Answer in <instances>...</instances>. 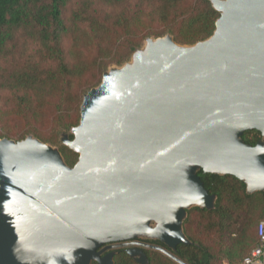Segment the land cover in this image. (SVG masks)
I'll return each instance as SVG.
<instances>
[{
    "label": "water",
    "instance_id": "95a60500",
    "mask_svg": "<svg viewBox=\"0 0 264 264\" xmlns=\"http://www.w3.org/2000/svg\"><path fill=\"white\" fill-rule=\"evenodd\" d=\"M211 2L209 38L149 37L83 95L61 137L73 166L33 135L0 138V264H114L121 248L188 264L175 253L187 210L216 203L201 170L264 191V0Z\"/></svg>",
    "mask_w": 264,
    "mask_h": 264
},
{
    "label": "trees",
    "instance_id": "16d2710c",
    "mask_svg": "<svg viewBox=\"0 0 264 264\" xmlns=\"http://www.w3.org/2000/svg\"><path fill=\"white\" fill-rule=\"evenodd\" d=\"M219 16L211 0H0V138L33 134L58 145L73 166L79 155L61 136L79 124L83 95L103 73L127 62L149 37L205 40ZM261 138L257 129L243 135L252 145ZM199 175L216 195L215 207L187 210L183 228L191 243L175 253L188 264H238L258 244L264 191L249 193L230 174ZM145 252L147 264H179L158 250ZM114 260L140 264L125 248Z\"/></svg>",
    "mask_w": 264,
    "mask_h": 264
},
{
    "label": "built area",
    "instance_id": "2783aa9c",
    "mask_svg": "<svg viewBox=\"0 0 264 264\" xmlns=\"http://www.w3.org/2000/svg\"><path fill=\"white\" fill-rule=\"evenodd\" d=\"M257 233V246L238 264H264V218L258 224Z\"/></svg>",
    "mask_w": 264,
    "mask_h": 264
},
{
    "label": "rangeland",
    "instance_id": "374dc122",
    "mask_svg": "<svg viewBox=\"0 0 264 264\" xmlns=\"http://www.w3.org/2000/svg\"><path fill=\"white\" fill-rule=\"evenodd\" d=\"M129 60H130V59H129ZM114 65H116V64H114ZM114 65H111V66H114ZM111 66H110V67H111ZM110 67H109V68H110ZM69 131H70V130H69ZM69 131H64L63 133H69ZM63 133H62V134H63ZM32 135H33V134H32ZM61 137H62V136H61ZM13 139H15V138H13ZM15 140H16V139H15ZM48 143H50V142H48ZM61 143H62V141H61ZM50 144H52V143H50ZM52 145H54V144H52ZM54 146H57V147H58V145H54Z\"/></svg>",
    "mask_w": 264,
    "mask_h": 264
},
{
    "label": "flooded vegetation",
    "instance_id": "af4514ba",
    "mask_svg": "<svg viewBox=\"0 0 264 264\" xmlns=\"http://www.w3.org/2000/svg\"><path fill=\"white\" fill-rule=\"evenodd\" d=\"M119 250V249H118ZM108 251H110V250H108Z\"/></svg>",
    "mask_w": 264,
    "mask_h": 264
}]
</instances>
